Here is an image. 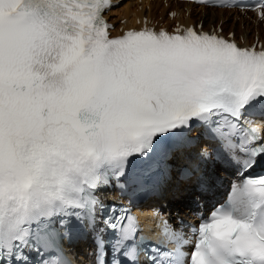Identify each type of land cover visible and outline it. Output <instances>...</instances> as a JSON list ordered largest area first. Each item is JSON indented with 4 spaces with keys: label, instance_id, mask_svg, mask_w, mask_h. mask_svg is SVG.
<instances>
[{
    "label": "snow or ice",
    "instance_id": "6c2138e0",
    "mask_svg": "<svg viewBox=\"0 0 264 264\" xmlns=\"http://www.w3.org/2000/svg\"><path fill=\"white\" fill-rule=\"evenodd\" d=\"M110 7L0 0V264H72L65 245L84 234L95 264H264V174L244 175L264 159V44L147 21L113 37ZM251 7L264 20V0ZM197 125L243 179L194 239L162 221L169 249L96 193L145 187Z\"/></svg>",
    "mask_w": 264,
    "mask_h": 264
},
{
    "label": "bare ground",
    "instance_id": "6f19581e",
    "mask_svg": "<svg viewBox=\"0 0 264 264\" xmlns=\"http://www.w3.org/2000/svg\"><path fill=\"white\" fill-rule=\"evenodd\" d=\"M170 4L179 9V14L175 17L168 15V5H166L163 0H123L113 7L108 14L111 19L115 21L122 17H127L130 19L128 23H131L133 14L142 15L145 12H147L154 21L170 22L176 18H181L184 22L191 23L198 19H202L205 26L216 25L220 22V25L224 29L235 30L237 33H241L244 37L251 40L255 38L256 34L262 35L264 32V25L260 20H257L255 17L252 18L250 15H242V13L238 11L232 12L227 8L217 9L215 7L197 6L190 2L170 1ZM185 6L190 10L188 15L184 13ZM166 199L172 200L175 204L177 198L171 193H168ZM146 212L147 211L143 214Z\"/></svg>",
    "mask_w": 264,
    "mask_h": 264
},
{
    "label": "rangeland",
    "instance_id": "374dc122",
    "mask_svg": "<svg viewBox=\"0 0 264 264\" xmlns=\"http://www.w3.org/2000/svg\"><path fill=\"white\" fill-rule=\"evenodd\" d=\"M253 18V17H252Z\"/></svg>",
    "mask_w": 264,
    "mask_h": 264
}]
</instances>
